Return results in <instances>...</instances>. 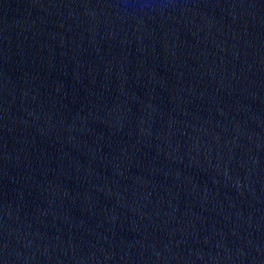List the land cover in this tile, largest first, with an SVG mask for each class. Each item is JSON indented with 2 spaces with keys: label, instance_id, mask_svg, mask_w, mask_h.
Instances as JSON below:
<instances>
[{
  "label": "water",
  "instance_id": "1",
  "mask_svg": "<svg viewBox=\"0 0 264 264\" xmlns=\"http://www.w3.org/2000/svg\"><path fill=\"white\" fill-rule=\"evenodd\" d=\"M0 264H264V0H0Z\"/></svg>",
  "mask_w": 264,
  "mask_h": 264
}]
</instances>
